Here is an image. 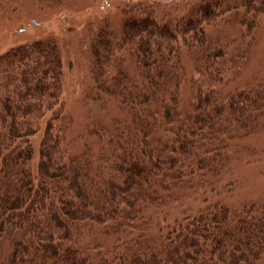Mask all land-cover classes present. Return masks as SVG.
<instances>
[{
  "label": "trees",
  "instance_id": "obj_1",
  "mask_svg": "<svg viewBox=\"0 0 264 264\" xmlns=\"http://www.w3.org/2000/svg\"><path fill=\"white\" fill-rule=\"evenodd\" d=\"M263 12L264 0H210L190 16L88 27L89 92L115 113L90 120L97 143L82 147L67 136L56 44L2 51L0 264H258L264 199L153 216L183 191L226 186L240 141L263 132L264 75L231 84ZM185 53L196 56L190 74Z\"/></svg>",
  "mask_w": 264,
  "mask_h": 264
},
{
  "label": "rangeland",
  "instance_id": "obj_2",
  "mask_svg": "<svg viewBox=\"0 0 264 264\" xmlns=\"http://www.w3.org/2000/svg\"><path fill=\"white\" fill-rule=\"evenodd\" d=\"M208 1L210 0H0V53L11 45L31 39L53 41L61 55L63 108L72 119L68 139L77 147H82L85 143L95 145V137L89 135L86 129L90 120L98 116L108 120L115 110L111 102L106 107H100L89 92L88 27L94 29L103 24L118 27L129 14L146 16L150 13L162 19L173 14L190 16L194 4H205ZM230 16L235 17V13L226 14L222 19ZM214 33L211 30L209 35ZM236 37L238 42L232 46L237 45L241 49L242 39ZM249 47V57L232 85H242L252 75L258 78L264 75V12L260 15ZM200 55L202 52L197 56ZM195 57L184 54L189 74L195 65ZM191 73L198 76L196 71ZM42 131L43 127L30 138L33 162L38 160ZM240 143L244 144L242 148L238 146L239 149L235 152L239 159L232 161V174L221 180L226 186H218L213 192L204 195L201 194L203 188L199 191H183L171 207L157 210L153 218L157 217L162 221L165 213L181 217L190 213L189 209L194 210L204 202L214 200L235 204L242 200L264 199V130ZM258 264H264V257Z\"/></svg>",
  "mask_w": 264,
  "mask_h": 264
}]
</instances>
